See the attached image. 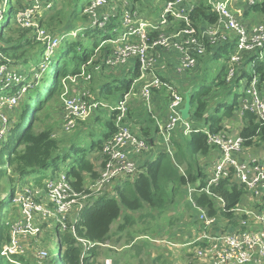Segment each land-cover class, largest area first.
<instances>
[{"label": "built area", "instance_id": "2783aa9c", "mask_svg": "<svg viewBox=\"0 0 264 264\" xmlns=\"http://www.w3.org/2000/svg\"><path fill=\"white\" fill-rule=\"evenodd\" d=\"M26 1L28 5L20 12L21 20H18V24L24 29H34L36 40L40 33L39 41H47V49L50 51L60 42L63 43L67 35L77 36L79 32L89 29L105 30L108 25L117 21L125 29L116 37L101 42L98 52L110 48L108 55L101 60L102 65L106 70L111 69L112 74H128V66L134 61L133 73L137 72V75L130 88L112 108L115 132L97 151L94 158L98 161L90 156L99 167V176L92 180L90 173H86L85 176L91 183H85L82 191L74 186L71 171L45 180L41 185L19 183L9 200L19 212L15 214L16 211L13 210L5 219L4 225L9 231V238L1 247V255L7 257L12 264H45L53 256L58 261L61 259L60 252L57 258L45 247L36 252L30 251L33 246L43 243L40 241L41 230L49 229L52 221H55L58 224L59 249L60 240L69 235L76 246L81 247V260L85 261L98 243L79 234L80 212L100 196L112 197L120 184L133 180L142 171L144 162L141 161L154 149L151 130L156 133L159 145L164 144L165 150L173 157V137L183 126L185 135L192 132L207 134L209 144L219 151L217 158L205 168L206 184L187 185L190 192H204L213 196V186L222 181L237 183L245 189L241 201L232 210L233 220L236 221L234 224L231 219H221L220 212L211 216L197 206L202 228L186 244L193 246L191 264H264V156L254 155L251 145L247 144L250 137L245 138L240 132L233 133L226 124H223L222 130L212 133L207 127L183 120L181 110L185 95L162 74L168 73L165 57L174 52L178 54L176 73L184 75L191 72L214 49L228 46L227 81L232 82L241 76L242 68L246 67V61L250 64V58L254 57L259 61L264 59V25L253 32L248 23H242L237 18L235 10H240L243 16L242 9L236 7L241 0H207L218 19L213 24L204 23L199 26L194 24L190 16L195 0H165L157 15L155 0L147 1L150 5L145 13L140 8L142 0H91L83 11L89 26L53 36L39 26L36 17L48 11L56 1L62 0ZM259 1L247 0L250 5ZM112 29L117 31V27ZM105 46H108L107 49L102 50ZM1 58L0 42V141L7 134L12 136L25 127L30 101L33 103L37 99L33 96L34 93L28 94L22 115H13L19 107L17 94L21 91L16 90L18 86L16 87L13 71L9 66L10 61ZM92 61L83 64L81 74L73 76L71 82L84 77V69ZM255 63L257 62H253V67ZM94 68L100 70L101 67L96 64ZM252 71V80L248 81L242 93L240 117L243 118L245 112H251L257 116L258 121L264 122V92L260 88L259 75H256L254 68ZM28 89L29 86L25 88ZM14 91L17 93L14 94ZM162 92L166 93L162 104L165 109L164 112H158L154 104L160 103ZM90 94L87 89L78 93L74 89L65 88L61 97L64 112L62 129L65 133L89 120L105 104L93 99ZM136 99L143 101V112L138 109L140 104L136 103ZM139 113L145 123L133 125L130 117ZM145 131L149 134H145ZM215 198L221 203L219 209L224 210V199Z\"/></svg>", "mask_w": 264, "mask_h": 264}, {"label": "trees", "instance_id": "16d2710c", "mask_svg": "<svg viewBox=\"0 0 264 264\" xmlns=\"http://www.w3.org/2000/svg\"><path fill=\"white\" fill-rule=\"evenodd\" d=\"M65 2L64 4H60V7L58 3H55L48 11L36 17L39 26L46 29L53 36L61 32L64 34L74 30L72 27L76 12L69 6L67 1ZM241 2L245 4L244 17H249L251 13L264 17V0H260L254 5L248 4L247 0H241ZM8 4L12 6V17L7 23L2 25V29L5 31V33L0 34L2 43H5L2 51L4 53L7 52L11 55V58L17 60H24L26 57H30L28 58L29 61L32 58H36L34 49L38 46V49L43 53L47 49V41L43 42L45 44L37 41L34 29H24L16 22L17 13L20 9L25 8L28 2L26 0H15L12 5L8 0ZM67 5L69 10H66ZM190 16L197 26L204 23L213 24L218 19L217 13L211 9L207 0H195ZM15 25H17V28H15ZM117 25V21H114L113 25H108L105 30L92 29L90 31L86 30V33H88L89 37L104 35L102 40L104 42L118 35L117 33L107 32L112 27H117ZM101 42L95 45L93 51L89 52L81 42H69V40L65 39L62 43L66 48L65 53L63 52L60 55V59H57V62L54 60L49 63L47 68L45 67L44 79L47 80L50 77L51 82L49 84L48 80L47 82L45 81L46 83L43 82L44 84L40 83L37 85L33 96L38 98L33 102L31 113L29 115L27 113L28 117L25 127L20 132H15L11 136L9 143H7L6 149L9 151L8 162L11 175L6 180L5 172L0 170V195L5 190L2 184L6 181L12 183L15 176L23 178L32 172L49 168L51 165L56 166L62 154H69L70 151L74 153L82 152L85 155L77 160V165L70 173V177L73 179V184L77 190H83V185L86 183L84 174L90 173L92 180L99 176L97 163L91 160L90 156L92 153L90 152L95 149L99 151L103 147V143L115 132L113 121L107 124L108 129L103 140L96 141L92 138L88 158L86 157L88 156L85 153L86 150L79 147L76 143L81 138V134L71 136L68 140L57 139L54 137L55 124L50 121L46 124L44 116H49L50 114L49 111L52 107L48 104L49 101L54 99L56 103L60 102L59 105H62L61 97L65 92L66 84L71 82V77L81 73L82 65L91 57L95 56L98 58L94 64L100 65L101 68L100 70H96L95 66H92L89 69L96 73L108 71L103 67L101 60L108 55L110 48L107 49L108 46H105L101 49L107 50L100 51L101 53L98 52L99 50L97 51V49L100 47ZM227 49L229 50L228 46H222L216 54L219 56L226 54ZM254 61L257 62L255 63V67H253ZM50 64L54 66L50 68ZM9 65H11V62ZM247 65L254 68L256 75H259L260 88H263L264 59L259 61L254 57L250 58V64L249 61H246V67L242 68L241 76L236 77L232 82L227 81L228 67L226 61V66L216 78L214 88L205 87L197 94H191L193 111L189 121L196 126L204 125L212 133L222 130L223 117H233L236 111L239 112V107L242 104L241 97L243 96L240 94L232 105H227L221 101L217 102L213 89L221 92L220 89L229 88L230 84L234 85L240 82L243 76L247 77V81H251L252 76L247 73ZM133 75L135 77L137 72L133 73ZM133 79L130 81H126V79L122 80L124 82L117 89L128 90ZM46 86L47 88H45ZM112 89L113 87L110 84H105L102 86L100 93L108 96L112 93ZM16 90L18 91L19 88H16ZM165 98L166 93L162 92L161 104H163ZM194 105H196V108H194ZM242 119L243 128L240 134L245 138L250 137L247 144L252 145L253 142L257 144L263 142L264 122L258 121L257 116L251 112H245ZM150 122L152 123V120ZM145 134L148 135L149 132L145 131ZM69 143L70 145L68 146ZM214 148L208 142V135L203 132H192L189 135H184L182 131H176L173 137V157L165 149L157 150V158L145 161L142 165V171L133 180L125 181L122 186L117 188V196H100L80 212L78 223L79 234L92 242L98 243V246L93 248L90 256L85 261H82L81 247L76 246L69 235L63 236V239L60 240L59 249L61 264H99L96 262V259L99 255L98 249L101 247L100 244H106L111 239L113 236L111 233L112 225L122 214L124 215L123 219H125V222L119 225L117 230L119 232H122L126 225L132 223L133 216L130 213H138L144 207L164 213L172 204L176 203V198L180 195L182 188L187 185L196 186L201 184L203 186L206 184L205 168L207 164L202 162V158H208ZM176 163L184 164V173H180L176 168ZM212 193L213 196L204 192L194 193L196 204L211 216L220 212L221 219H231L232 224H234L236 221L233 220L232 210L241 201L245 193L244 187L234 182L222 181L220 184L213 186ZM12 195L13 191H11L10 197ZM215 196L224 199V210L217 208ZM1 206L2 204L0 203ZM8 238L9 231L4 222H0V248L7 242ZM57 262L59 260L56 261L53 256L45 264H57ZM112 264L118 263L113 261Z\"/></svg>", "mask_w": 264, "mask_h": 264}, {"label": "rangeland", "instance_id": "374dc122", "mask_svg": "<svg viewBox=\"0 0 264 264\" xmlns=\"http://www.w3.org/2000/svg\"><path fill=\"white\" fill-rule=\"evenodd\" d=\"M7 1L8 0H0V34L5 33V31L2 29V25L7 23L12 17L11 16L12 6L11 4L7 5ZM14 1L15 0H9V2L12 3V5ZM65 1H67L69 3V6L72 7V9H74L76 12V16L73 19L72 29L75 30L81 27L89 26L90 23L87 22L85 16L83 15V11L86 5L91 0H62V1H56V3H58L60 7V4L66 3ZM147 1L148 0H142V4L140 6V8L143 9L144 13L147 12V8L150 5V2ZM155 3L157 6L155 15H157L161 11V8L163 7L165 0H155ZM243 6H245V4H242V2H239V5L237 4L236 7H240L242 9L243 16H241L240 10H235L237 13L236 16L238 19H240L242 23H248L252 31L256 32L257 28L264 25V17L258 16L255 13H251L249 17H244ZM231 7H232V3H231ZM45 10H47V8ZM66 10H69L68 5ZM21 11L23 10L20 9L18 12L17 15L18 19L16 18L17 23H19L18 20H21V16H20ZM71 24L72 23L70 21V25ZM15 28H17V25H15ZM124 29H125L124 26L119 24L117 25L116 32H114L112 28L108 32L120 34L124 31ZM90 30L92 29H89L88 31ZM61 34L62 32L57 35L60 36ZM67 36L68 37H66V39L69 40V42H73V41L81 42L84 45V47L87 48V50H89V52L93 51L95 45L97 43H100L104 38V35L89 37L86 31L79 32L77 36H73V35H67ZM1 40L2 39L0 37L2 48H4L5 43H2ZM39 40H41L40 33H38V38H37V41ZM53 50L54 53H52ZM53 50L50 51L49 49H46L42 53V51L39 50L37 46L36 49H34V52L36 53V58H32L29 61L28 58L30 57H26L24 60H17L15 58H11V55H9L7 52L4 53V51H2L1 59L11 62V65H9L10 69H12L13 71V76L17 84L16 86H18L17 88H19L21 91L20 94H17L19 96V107L15 110V113H13L14 116L22 115V112L25 110V106H26L25 99L28 94L34 93L36 91L35 88L37 87V85L43 82L46 83L48 80L50 84L51 82L50 77H48L47 80L44 79V70L49 66L50 62L54 60L57 62V59L58 60L60 59L59 58L60 55L63 52L65 53L66 48L64 45H62V42H60ZM90 60L93 61L88 65V67H85L84 77L80 78L79 81L75 79L74 83L70 82L66 84L65 88L68 87L70 90L74 89L78 93L87 89L91 92V95H93L92 97L93 99L96 98V100H100L101 102L108 104V106L105 107V104H103L102 107H100V109L97 110L96 113L89 120L87 121L85 120L80 124V126L76 127V129L72 131H67L66 133L62 129V121H63L62 118L64 116V112L62 105H59L60 102L56 103L54 99L49 101L48 104H50L52 108L50 107L51 110L49 111L50 113L49 116L46 115L44 116L46 124L49 123V121L55 124L56 130L54 129V135L55 138L57 139L68 140L69 137L71 136L81 134L80 136L81 138H79L76 143L79 147L84 148L86 150L85 153L87 155L89 154L92 138H94L96 141H99V140H103V138L105 137L108 129L107 124L110 121H113L112 108L115 106L117 100H119L125 92L123 91V89H117V87H120L121 84L124 82L122 80L126 79V81H130L131 79H133L134 78L133 72L135 69V65L132 63L129 66L130 73L128 74H120V72H115V71H114L115 74H112L110 73L111 69H108L109 72L105 71L103 73H96L89 68L95 66L96 64H94V62L97 61L98 59L90 58L88 61ZM226 61H227L226 54H222L217 57L205 58L204 65L201 62L203 66L199 72L200 75L195 77V79H191L187 81L185 83V88L187 90L189 88H192L193 90L191 94H197L205 87L214 88L216 83L215 82L216 78L218 74L222 71V69L226 66ZM52 66L54 65L50 64V68H52ZM247 73L248 75L252 76L253 71L251 67L247 68ZM88 76H90V78H87ZM190 77H192V74H189L187 79H190ZM247 80H248L247 77L243 76L240 82L234 85L230 84L229 88L220 89L221 92H218L213 89L214 91L213 93L215 94V98L217 102L221 101L226 103L227 105H232L235 102L237 96L242 94L245 88L247 87L248 84ZM105 84H110L113 87L112 93L109 94L108 96L106 94L100 93L102 86H104ZM28 86L29 89L25 90V88ZM45 88H47V86ZM98 92L100 95L98 94ZM16 93L17 91L14 92V94ZM29 105H30L29 110L32 111L31 110L33 109L32 101H30ZM194 108H196V105H194ZM191 111H193V106ZM240 113L241 111L240 112L236 111L233 117H228V118L223 117V121L225 122H222V124H227L229 126L236 127V120L240 121L241 118V117L239 118V116H241ZM199 126L205 127L203 125H199ZM233 133H239V132L236 131ZM10 138L11 136L7 134L4 140L0 141V170H3L5 172L6 180H8L9 176L11 175V173L9 172V162H8L9 151L8 149H6L7 143H9ZM69 145L70 143L68 144V146ZM97 150L98 149H95L94 151L90 152L92 153L91 155L93 156V158L97 156L96 155ZM215 150L219 154L217 148H214L212 151L215 152ZM83 156L85 155L82 152L74 153L73 151H70L69 154L66 155L62 154L56 166L51 165L49 168H46L41 171L32 172L30 175H27L23 178L15 176L14 181L12 183L9 181L3 183L2 185L4 186L5 190L0 195V203L2 204V206L0 207V222L2 223L5 222V219L8 217L9 213L12 212L13 210L16 211L15 214L19 212L16 205H13L12 202L9 201L11 191H14L15 188L19 186V183L20 184L23 183L29 186H33L36 183L41 185L45 180H49L50 178L57 177L61 173L70 172L77 165V160ZM86 157L89 158V155ZM93 160H97V158H94ZM202 162L207 165L211 163L210 160L208 161L207 157L202 158ZM176 168L180 171V173L185 172V167L184 164L182 163L179 164L176 163ZM98 169L99 167L97 165V170ZM85 180H86V185H90L91 181H88L86 176H85ZM122 185L123 184H120L118 188ZM6 196L8 198H6ZM178 198H180V201H177V204H175V208H172V206H170L169 209L164 213L153 211L148 207H144V209L138 213H130L133 216L132 223L126 225L124 230L122 232H119L117 231L119 225L125 222V219H123L124 215L122 214V216L118 218V220H116L112 225L111 233L113 234V236L111 237V239L103 246L100 245L101 247L98 249L99 255L96 259V262L99 264H104L103 263L104 259L108 258L109 259L108 264H112L113 261L117 262L118 264H150L153 260V255L157 251L156 249H154V246L157 244L156 240H162L160 237L161 235L166 233L167 229L171 227L170 225L171 220H173L172 222L174 223L173 225H176L175 224L176 216L182 210L179 209L178 206L186 203L188 204V198L187 197L182 198V193H180ZM215 204L217 208H220L221 206L220 201L218 202L216 201ZM152 214H156V216H158L157 221L154 218L153 219L151 218ZM40 238H41L40 241H42L43 243L37 244V246L36 245L33 246L30 251L36 252L41 247L43 248L45 247L46 249L49 250L51 255L54 254L57 258H59L60 251L58 247L59 236H58L57 222L52 221V225L49 227V229L47 228L42 229ZM188 253L190 254L189 257V261H190L192 257V253L190 251H188ZM0 262L2 264H12L11 262H9V259L7 257L1 255V248H0ZM59 262L60 264L62 263L60 258H59Z\"/></svg>", "mask_w": 264, "mask_h": 264}, {"label": "crops", "instance_id": "0c3cea01", "mask_svg": "<svg viewBox=\"0 0 264 264\" xmlns=\"http://www.w3.org/2000/svg\"><path fill=\"white\" fill-rule=\"evenodd\" d=\"M243 8H244V6H243ZM220 48L214 49V52H212L209 55H206L205 58L219 56L218 54H216V52ZM222 51L224 52L225 50H222ZM177 56H178V54L176 52H174V53L165 57V61L167 63L166 68H168V73H162V74L165 75V78L167 77V79L170 82L172 81L176 86H178L180 91L185 95V93L189 89L193 90L192 88H189L187 90L185 88V83L191 79H195V77L200 75L199 72L205 63V58L202 61L203 65L200 63V64L196 65L191 70V72L186 73L184 75H180V74L176 73V71H177L176 68H177V64H178ZM131 63H134V61H132ZM126 68L127 67H125L123 70L125 71ZM189 74H192V77H190V79H187ZM261 89L264 92V86ZM98 94H99V92H98ZM136 100H135L136 103L140 104L138 109L143 112L144 111V109L142 108L144 105L143 101L138 100V99H136ZM154 106L156 108V111H158V112H162L163 109H165L164 105H162L161 103L156 102L154 104ZM191 113H192V111H191ZM239 118H240V116H239ZM130 120L132 121L133 125H137V126L139 124L142 125L145 123L144 118H143V116L140 115V113L138 115H134L133 118L130 117ZM222 122H225V121H222ZM227 126L229 127L230 131H232V132H236V131L241 132V130L243 128V119L240 118V121L236 120V127L229 126V125H227ZM179 131L183 132V126H181ZM150 134H152V138H153L152 141L154 142V149H153L152 153L144 156L145 158L141 161L142 163L147 161L148 159L155 160L157 158V153H156L157 150L160 151V150L165 149L164 144H162L161 146L159 145L158 138H157L156 133H154V130H151ZM250 149L254 153V155H257L258 157H263L264 156V141L260 142L258 144L257 143L252 144ZM213 152L214 151H212L208 156V161L210 160V162H213L217 158V155H218V152H216V150H215L214 154H213ZM181 193H182V198H185V197L188 198V204L186 203V204H182V205L178 206L179 209H182V210L176 216V219H175L176 225H173L174 224V223H172L173 220H171V223H170L171 227L169 229H167L166 233L161 235V237H160L162 240H156L157 244L154 246V249H156L157 251L153 255V260L150 264H190L191 263V260L189 261L190 254L188 253V251L191 252V250L193 249V246H187L186 244L191 242V240L193 238H195L196 234L201 230L202 224L198 220V207H197L198 205L196 204V201L194 200V193L190 192V190L188 189L187 186L181 189ZM115 196H117V188L115 189V193L112 197H115ZM178 197L176 198L175 204H177V201H180V198H178ZM175 204L171 205L172 208H175ZM156 212H159V211H156ZM163 215H165V214H163ZM151 218L152 219L154 218L156 221L158 220V216H156V214H152ZM232 229H233V227H232ZM152 248H153V246H152ZM108 262H109V259L106 258V259H104L103 263L108 264Z\"/></svg>", "mask_w": 264, "mask_h": 264}, {"label": "water", "instance_id": "95a60500", "mask_svg": "<svg viewBox=\"0 0 264 264\" xmlns=\"http://www.w3.org/2000/svg\"><path fill=\"white\" fill-rule=\"evenodd\" d=\"M192 90H188L185 93V103L184 107L181 110V115L183 120H188L191 117V110H192V97H191ZM0 264H2L0 262Z\"/></svg>", "mask_w": 264, "mask_h": 264}, {"label": "clouds", "instance_id": "9594fccd", "mask_svg": "<svg viewBox=\"0 0 264 264\" xmlns=\"http://www.w3.org/2000/svg\"><path fill=\"white\" fill-rule=\"evenodd\" d=\"M38 98V97H37ZM36 100V99H35ZM34 100V101H35ZM32 105H33V103H32ZM29 108H30V106H29ZM29 108H28V115L31 113V111L29 110ZM33 108V107H32ZM32 110V109H31ZM28 117V116H27ZM26 120H27V118H26ZM26 120H25V122H26Z\"/></svg>", "mask_w": 264, "mask_h": 264}]
</instances>
